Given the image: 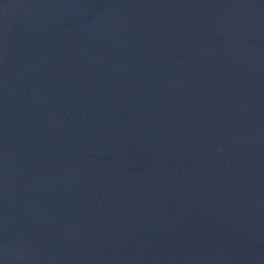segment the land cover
Listing matches in <instances>:
<instances>
[{
	"label": "water",
	"instance_id": "obj_1",
	"mask_svg": "<svg viewBox=\"0 0 264 264\" xmlns=\"http://www.w3.org/2000/svg\"><path fill=\"white\" fill-rule=\"evenodd\" d=\"M149 55L264 114V0H15Z\"/></svg>",
	"mask_w": 264,
	"mask_h": 264
}]
</instances>
